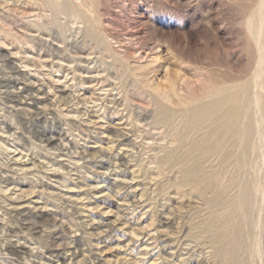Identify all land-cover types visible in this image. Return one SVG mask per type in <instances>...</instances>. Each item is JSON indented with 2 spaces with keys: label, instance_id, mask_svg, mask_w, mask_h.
<instances>
[{
  "label": "rangeland",
  "instance_id": "1",
  "mask_svg": "<svg viewBox=\"0 0 264 264\" xmlns=\"http://www.w3.org/2000/svg\"><path fill=\"white\" fill-rule=\"evenodd\" d=\"M54 1L0 0V264H234L216 240L246 206L264 264V0ZM232 85L239 164L161 167V112Z\"/></svg>",
  "mask_w": 264,
  "mask_h": 264
},
{
  "label": "bare ground",
  "instance_id": "2",
  "mask_svg": "<svg viewBox=\"0 0 264 264\" xmlns=\"http://www.w3.org/2000/svg\"><path fill=\"white\" fill-rule=\"evenodd\" d=\"M49 2L54 7H57L59 5V2H56L54 0L53 1L49 0ZM64 10H66V9L61 8V12ZM72 11L74 12L72 14L74 16V18L76 17L78 19L81 17L79 15V12L77 9H74ZM259 11L261 13V16L264 15L263 14L264 2H263L262 7L260 8ZM262 18H264V17L262 16ZM259 22H260V24H262L263 20H260ZM259 28H260V26L258 27V31H259ZM256 30H257V28H255V27L252 28L253 32ZM235 86H234L235 89H234L233 85H232L233 88H231V87L230 88H227V87L219 88L216 91H214L213 94L211 95V97L209 99L207 98V100H205L204 98H201L200 99L201 101H199V102L198 101L193 102V103L190 102L188 105V108H186L187 110L185 111V113H182L183 116L179 115V118L182 117V119H180L181 121L177 124L174 123L175 120L177 121L178 119H175L176 116H175V113L173 112V110H170V111H171V113L172 112L174 113L173 114L174 116L169 113L170 116H172V117H169L168 113H166L164 111L161 112L159 118H157L154 121L155 124H153V125L157 129L158 128L160 129L159 126L164 127L165 132L162 129H161V131L164 132L166 137H170V141L172 142V144H175L172 148L170 147L167 150V152L160 158V160H161L160 166L161 167H164V168L170 167V168L176 169L178 166H181V165L182 166L183 165H189V166H183V167L181 166L182 169L185 167L182 172H184L185 169L187 168L186 170L189 172V174L190 173L195 174V173H197L198 169H201V168L197 167V166H200V165H198V159H200V160L203 159V161L205 159V161L208 162L212 159V157H216V159H218V158L221 159V160L218 159V161H221V162H219L220 169L218 168L219 166L216 165L218 170H221L219 172V175H220V173H221V176H222V174L225 175V173L227 174V172H229L231 167L233 168V164L236 163V161H234V160L238 159V158L237 159L235 158V156H237V155H234L233 148L237 147V149H238V147H241V148H244V150L246 151L245 148L249 146L248 144H250L249 140H248L249 130L247 129L246 126L241 128L240 127L241 124L239 122V121H241V119H239L240 115L242 113H245V108H243V105H244L243 94H245V93L242 94V91H239L240 88L242 90L243 86H241L239 89H238L237 85H235ZM169 92H171V91H169ZM169 95L170 94H168V96ZM209 96L210 95H208V97ZM203 99H204V101H202ZM183 102H184V100H183ZM186 103H188V102H186ZM165 108L167 109L168 107H165ZM178 112H180V110ZM244 115H243V117H244ZM247 121H248V119H247ZM247 124L249 125V123H247ZM154 127H153V129H155ZM250 127H251V125L249 126V128ZM162 132L159 134H162ZM150 135H149V137H150ZM162 139H164V138H162ZM165 139H167V138H165ZM248 151H249V149H248ZM241 152H243V150ZM247 153H248L247 151L245 153L243 152V154H245V155ZM236 154H238V153H236ZM243 157H245V156H243ZM154 158H157V156ZM239 158H241V154H240ZM213 160H214V158H213ZM241 160H243V159H241ZM240 161H238V162H240ZM246 161H247V159H246ZM246 161H244V163H246ZM206 163H204V164L201 163V167L203 168L202 165H205ZM208 163H212V160H211V162H208ZM236 164H239V163H236ZM207 165H209V167H210L211 164H206V166ZM238 166L239 165H237V167ZM216 167L214 169H216ZM211 169H212V171L214 170L213 168H211ZM172 170H170V171H172ZM216 170H214V171H216ZM207 171L210 172L209 170H207ZM208 172H205V173H208ZM179 173H181V172H179ZM215 173L211 172L210 175L212 176V174H215ZM181 174L184 176V178L186 177L184 175V173H181ZM216 175H217V173H216ZM189 176H193V175H189ZM189 176H187V181L190 180ZM201 176H199V179ZM207 176H209V175H207ZM207 176H205V178ZM194 177H195V179L197 178L196 175H194ZM212 177L214 178V176H212ZM191 178L193 179V177H191ZM185 179H184V182L186 181ZM192 179L190 180L191 182H189L190 184L194 182V179L193 180ZM199 179H197V180H199ZM206 179H208V178H206ZM200 180H203V178ZM200 180H199L198 184H200ZM208 180H211V178ZM187 181L185 183L189 184ZM204 181H206V180H204ZM211 181H210V184H212ZM185 183H183V184H185ZM207 183L204 185H209L208 187L211 189L210 184L209 183L207 184ZM214 183L215 182L213 180V185H211V186L213 187L212 189L215 190L216 187H214L215 186ZM194 184H195V182H194ZM194 184H192V185H194ZM216 184H217V182H216ZM219 184H218V186L217 185L216 186L219 187L221 185V184L220 185ZM190 187H191V185H190ZM194 187H196V186H194ZM198 187H200V186H197L196 188L198 189ZM220 187L218 188V190L220 189ZM245 188H247L246 185H245ZM199 189H201V187ZM210 189L207 188L206 190H210ZM221 189H222V187H221ZM248 190H250V189H248ZM246 191H245V193H243V196H242L243 198H245L246 195H249V194H246ZM222 192H223V189H222ZM220 193L221 192H219V194ZM217 197H218V194H217ZM244 203H245V201H244ZM246 204L249 205L248 203H245L244 205L246 206ZM228 207H230V206L228 205ZM241 207H243V206L241 205ZM246 207H249V206H246ZM245 208H243L244 210L243 209L241 210V208H240L242 213L240 214V216H237L240 218V219L237 218V222L239 224V227H238L239 229H236L229 239H228L229 235L226 234L225 232H223L222 235L220 234L217 236L218 240H216V244H218V246H219L218 249H220L222 256L223 257L226 256L227 258H231L232 259L231 262L234 264H243V258H242L243 256L241 255L239 250H237V246L242 241L243 233H244V231H246L245 230L246 225L248 224V221H247L248 217L245 216V214H246ZM222 210H223V208H222ZM238 210H239V206H238ZM217 213H219V212H217ZM212 218H210V219H212ZM210 222H211V220H210ZM248 237H250V234ZM251 240H252V238H251ZM245 241H247V240H245ZM242 243H244V242H242ZM247 243H248V241H247ZM241 245H243V244H241ZM246 245H248V244H246ZM238 247H240V246H238ZM248 248H250V247H248ZM240 250H241V247H240ZM226 263L229 264L228 261Z\"/></svg>",
  "mask_w": 264,
  "mask_h": 264
}]
</instances>
